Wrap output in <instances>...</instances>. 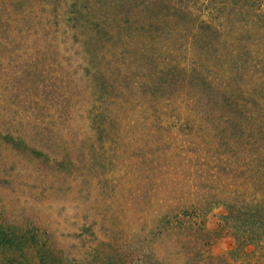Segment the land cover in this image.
Listing matches in <instances>:
<instances>
[{
  "label": "rangeland",
  "instance_id": "374dc122",
  "mask_svg": "<svg viewBox=\"0 0 264 264\" xmlns=\"http://www.w3.org/2000/svg\"><path fill=\"white\" fill-rule=\"evenodd\" d=\"M89 1L100 17L114 13V0ZM0 8V210L11 220L40 218L59 235L86 217L109 216V208L123 206L133 173L147 167L159 177L174 172L171 201L180 195L203 201L205 162L213 164L205 160L217 156L215 143L232 140L226 111L232 102L239 110L249 104L248 114L264 108L257 71L264 65V25L252 13L236 15L246 21L236 17L227 45L210 55L189 21L159 36H103L91 46L89 64L86 40L76 30L82 22H69L73 15L46 20V8ZM196 8L205 17V0ZM97 70L109 84L104 96L94 83ZM161 76L174 85L160 90ZM198 76H208L218 97L200 93ZM254 112L247 123H264V114ZM6 134L24 143L2 140ZM230 249L222 241L213 252Z\"/></svg>",
  "mask_w": 264,
  "mask_h": 264
},
{
  "label": "trees",
  "instance_id": "16d2710c",
  "mask_svg": "<svg viewBox=\"0 0 264 264\" xmlns=\"http://www.w3.org/2000/svg\"><path fill=\"white\" fill-rule=\"evenodd\" d=\"M43 1L0 0V7L10 3L28 6L30 11L46 8V20L73 15L69 22H82L76 30L86 40L89 64H94L95 58L91 46L106 35H112L109 41H128L136 34L153 37L162 29L174 30L190 21L193 38L205 41L206 56L227 45L236 15L252 13L258 18L254 23L260 28L264 25V0H205V17L197 16L196 5L202 0H114V13L104 12L102 17L92 13L96 5L89 0ZM220 59L217 56L213 64L218 65ZM207 68L212 72L216 67L211 64ZM260 69L257 71L264 79V65ZM95 74L100 76L94 80L97 91L104 96L109 84L101 80L100 71ZM166 75L170 78L171 70ZM199 76L200 93L210 99L218 97L213 95L216 86L208 76ZM168 82L161 76L160 90L174 85ZM205 100L204 105H209L211 100ZM249 107L245 104L239 110L232 102L226 111L225 130L232 140L215 143L217 156L213 152L205 160L213 161L210 168L205 162V180H209L205 200L180 195L177 203L171 201L176 187L174 172L159 177L147 167L133 173L122 207L109 208V216L100 219L89 221L86 217L69 225L70 231L65 232L64 227L59 235L40 218L20 222L0 210V264H264V123L258 120L256 126L249 125L246 118L249 114L253 118L254 111L264 114V108L248 114ZM163 110L167 111L166 106ZM2 140L17 147L24 143L10 134ZM32 153L41 156L35 149ZM222 241H229L231 249L216 255L213 249Z\"/></svg>",
  "mask_w": 264,
  "mask_h": 264
}]
</instances>
